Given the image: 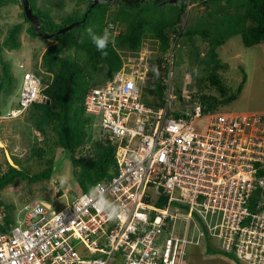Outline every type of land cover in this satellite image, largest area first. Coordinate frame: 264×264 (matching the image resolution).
<instances>
[{
    "label": "built area",
    "instance_id": "built-area-1",
    "mask_svg": "<svg viewBox=\"0 0 264 264\" xmlns=\"http://www.w3.org/2000/svg\"><path fill=\"white\" fill-rule=\"evenodd\" d=\"M175 35L161 59L124 51L112 79L88 88L85 114L114 147L115 172L60 210L33 201L15 224L0 217V264H184L205 237L264 264V112L206 111L195 90L184 103L173 95ZM20 68L10 117L45 101ZM157 85L161 106L146 94Z\"/></svg>",
    "mask_w": 264,
    "mask_h": 264
},
{
    "label": "trees",
    "instance_id": "trees-1",
    "mask_svg": "<svg viewBox=\"0 0 264 264\" xmlns=\"http://www.w3.org/2000/svg\"><path fill=\"white\" fill-rule=\"evenodd\" d=\"M82 1H88V4L81 19L67 17L63 19L65 20L64 25L54 26L51 17L47 13L41 12L33 3L34 0H29L32 13L38 17L41 33L54 34L59 29L74 22L81 23L84 17L86 22L81 23L78 28L72 31L49 39L56 41V43L47 48L41 58L43 68L52 74V79L48 84L44 81L41 82L44 86L41 95L45 101L33 103L30 106L27 111V121L30 123L31 129L42 136L45 141L44 144H46V147L43 148L34 142L29 157L32 159L36 157L40 162L44 159L42 163L45 164V168L38 173L30 174L27 169L22 167L20 161L15 160L14 165L19 166V169L7 165L6 172L0 174V191L12 185L16 179L29 183L49 180L53 175V154L57 148L69 155L73 179L83 192H88L96 183L109 179L116 169L114 147L108 141H104L101 136L97 139L91 138L88 129L97 123L85 114L83 102L86 91L94 83H105L111 80L113 75L120 70L122 59L118 50L136 51L144 40H156L160 45L158 59H161V53H164L168 48L169 38L175 32L176 25L181 21L187 3L199 0H179L175 3H170L169 0H160V2L145 0L140 3L110 0L113 5L119 7L116 25L123 26L124 29L114 35L112 43L107 42L106 47L102 50L98 49L94 37H103L106 34L105 29H108L111 24V21H106L104 16L109 2L104 0L88 11L92 0ZM148 1H151L150 6H145L144 3ZM205 1L207 3H203ZM205 1H201L203 6H207L208 3H219L222 0ZM226 2L235 4L237 9L234 14L225 17V22L215 19L213 26L206 25L207 28L196 26L193 30L186 28L183 34L176 31V35L179 37L184 36L185 39L191 40L194 36H199L208 44L202 57L197 52L192 53L190 57V60L198 68H202L201 70L206 73L208 83L223 98L218 100L216 97L201 93V83L204 77L203 75L198 76L195 86L197 88L196 95L206 111H213L221 107L222 104L226 105L234 101L241 93L245 82V76H243L238 90L234 93L229 92L224 81L217 74L218 70L223 69L217 59V49L234 36H241L242 44L246 48L264 44V0H242V3L239 0H226ZM6 3V0H0V9ZM166 5H168V10L164 12L160 8ZM20 8L21 16L28 24L27 34L32 38L44 40L34 31L33 26L26 19L21 0ZM154 11L158 16H153ZM95 14L97 15L94 16ZM97 20L98 30L94 36H91V41L80 44L75 39L76 34ZM61 22L63 21L61 20ZM113 24L115 25L114 22ZM21 30L20 24H15L9 28L0 43V48L18 49L21 46L18 39ZM109 31H113V29ZM71 49L84 54L83 65L80 63V58L71 59L65 56V52ZM0 67V96L9 97L13 95L15 90L14 77L10 67L3 60L0 61ZM100 73L102 75H99ZM179 92L180 90L176 89V93L179 94ZM146 94L154 97V105L161 106L164 103L161 85H157L155 90H148ZM96 128L98 130V127ZM84 151L87 152L86 155L75 156L76 153ZM47 155L50 157L47 158ZM2 221L4 224L12 222L9 215H5ZM206 238L205 240L208 242ZM228 255L236 259L233 254ZM238 263L240 262L238 261Z\"/></svg>",
    "mask_w": 264,
    "mask_h": 264
},
{
    "label": "rangeland",
    "instance_id": "rangeland-1",
    "mask_svg": "<svg viewBox=\"0 0 264 264\" xmlns=\"http://www.w3.org/2000/svg\"><path fill=\"white\" fill-rule=\"evenodd\" d=\"M7 3L0 9V43L7 34V30L15 24H20L22 27L18 37L21 46L16 50H7L0 48V61L3 60L8 64L11 74L14 77L15 90L13 95L9 97L0 96V174L7 170V165L16 167L14 161L18 160L22 163V167L27 169L30 174L38 173L45 168L43 160L31 155V147L36 142L37 146L46 147L42 136L35 133L31 129L30 123L27 121L26 110L20 116L10 117L12 111L18 108L19 92L22 84V66L26 70L35 74L40 81L48 84L52 79V74L47 72L42 66L41 58L43 53L56 41L41 40L32 38L27 34L26 29L28 24L21 16L20 0H6ZM94 1V0H92ZM104 0H100L102 3ZM107 10L104 13L106 21H111L108 29H105L107 34V42L112 43V37L123 31V26H117V11L118 6L113 5L110 0ZM202 1V0H201ZM201 1L187 3L184 14L181 16V21L176 25L175 32H185L186 28L193 30L196 27L207 28L213 26L215 19L226 21V16L234 14L237 7L235 4H229L226 0L219 3H208L203 6ZM242 3V0H239ZM35 6L43 13H47L54 21V26L65 24V18L72 17L81 19L82 13L88 4V1L82 0H34ZM145 6H150L151 1L145 2ZM91 5V4H90ZM90 7V6H89ZM168 5L160 8L166 12ZM160 9H157L160 11ZM239 11V10H238ZM95 14L94 16H96ZM153 16L156 15L155 11ZM61 20L63 22H61ZM83 20V19H82ZM115 23V25L113 24ZM208 23V24H207ZM98 20L90 23L85 29L78 32L75 39L84 44L91 41V36L95 35L98 30ZM207 25V26H206ZM117 26V27H116ZM113 29V31H109ZM171 37V36H170ZM175 41L174 57L172 62V94L178 99L181 96L184 101H189V95L197 88V77L203 75L201 83V93L216 97L218 100L223 99L219 92L212 87L206 80V73L198 68L191 60L192 53H199L200 57L204 55L208 44L199 36H194L191 40L182 37L173 36ZM91 38V39H90ZM159 43L156 40H144L136 51H140L142 55L147 50L159 54ZM124 51L118 50L119 55L123 57ZM133 51V52H136ZM220 65L223 69L217 71L218 76L222 79L229 89V92L234 93L238 90L243 76L245 82L242 86L241 93L234 101L229 104H222L220 108L223 110L245 113L258 114L264 112V44H259L250 48L244 47L241 41V36H234L228 39L225 44L217 49ZM157 54V56H158ZM156 57V54H152ZM66 57L71 59L80 58V63L84 64V54L77 53L75 49L67 50ZM156 63L151 67V70L156 71ZM1 68V67H0ZM99 75H102L100 73ZM100 78V77H99ZM96 84V83H94ZM44 87V86H42ZM176 89L180 90L179 94ZM192 99V98H191ZM192 102V100L190 101ZM39 103V102H36ZM186 104V103H185ZM91 117V116H89ZM93 118V117H91ZM98 127V130L97 128ZM91 138L97 139L100 137V128L97 124L88 129ZM33 138H35L33 140ZM86 151V150H85ZM76 153L75 156L86 155L87 152ZM50 155H47V158ZM54 166L53 175L47 181L37 183H29L28 181L16 179L14 183L0 191V217L9 215L12 224L21 219L25 213L24 207L29 206L33 201H43L50 205L52 210H60L70 204L75 197L84 193L72 176V165L69 155L62 149H55L53 154ZM184 264H241L238 263L231 255L224 254L222 251L215 249V244L209 240H204L199 246H191L187 249V256Z\"/></svg>",
    "mask_w": 264,
    "mask_h": 264
},
{
    "label": "water",
    "instance_id": "water-1",
    "mask_svg": "<svg viewBox=\"0 0 264 264\" xmlns=\"http://www.w3.org/2000/svg\"><path fill=\"white\" fill-rule=\"evenodd\" d=\"M112 1V0H111ZM124 1H128V2H143L145 0H124ZM156 2H160V0H155ZM179 0H169L170 3H175L178 2ZM22 2V10L26 16V19L29 21V23L33 26L34 31L44 40H48L51 39L54 36H58L60 34H65L69 31L74 30L75 28H78L81 23H85L86 22V18L84 17V19L82 20V22H74L62 29H59L56 33L54 34H44L40 32V23L38 21V17L36 15H34L32 13L31 8L29 7V0H21ZM98 3H100V0H94L92 1L88 11H90L95 5H97Z\"/></svg>",
    "mask_w": 264,
    "mask_h": 264
},
{
    "label": "clouds",
    "instance_id": "clouds-1",
    "mask_svg": "<svg viewBox=\"0 0 264 264\" xmlns=\"http://www.w3.org/2000/svg\"><path fill=\"white\" fill-rule=\"evenodd\" d=\"M107 34H105L103 37H94V42L97 45L98 49H104L107 44Z\"/></svg>",
    "mask_w": 264,
    "mask_h": 264
}]
</instances>
